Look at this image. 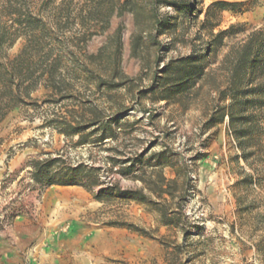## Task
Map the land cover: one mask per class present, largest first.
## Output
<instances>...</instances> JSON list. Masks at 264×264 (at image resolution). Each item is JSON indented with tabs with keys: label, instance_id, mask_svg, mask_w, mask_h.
<instances>
[{
	"label": "rangeland",
	"instance_id": "obj_1",
	"mask_svg": "<svg viewBox=\"0 0 264 264\" xmlns=\"http://www.w3.org/2000/svg\"><path fill=\"white\" fill-rule=\"evenodd\" d=\"M28 2L62 41V50H72L103 77L112 66L109 37L122 26L121 70L129 81L111 92L113 108L107 112L118 117L117 137L101 145H77L78 135L66 136L49 122L65 115L72 102H51L58 95L48 97L51 91L42 85L0 119V264H264V95L261 107L248 108L258 126L242 147L227 116L210 122L215 105L229 103L219 102L210 87H224L226 53L261 31L264 59V0H158L154 10L152 0H132L133 12L123 0H104L95 15L87 14V0H71V17L60 25L53 8L70 0ZM153 16L163 25L156 26ZM229 29L221 46L209 33ZM83 34L87 43L76 47L72 39ZM134 36L141 39L132 53ZM23 43L17 39L4 59H12ZM106 46L100 62L85 58ZM192 52L209 62L196 97L171 103L142 94L166 63ZM67 78L72 95L109 107L94 83ZM118 104L123 110L116 112ZM55 158L92 170L91 181L35 184L30 163ZM128 167L127 174L120 172ZM155 172L175 180L172 195L160 201L173 211L169 224L117 192L101 201L94 197L118 187L143 189L159 201L140 181L154 179Z\"/></svg>",
	"mask_w": 264,
	"mask_h": 264
},
{
	"label": "trees",
	"instance_id": "obj_2",
	"mask_svg": "<svg viewBox=\"0 0 264 264\" xmlns=\"http://www.w3.org/2000/svg\"><path fill=\"white\" fill-rule=\"evenodd\" d=\"M87 1L90 3L87 14L95 15L100 3L104 0ZM157 1L152 0L153 10ZM131 3L132 0H123L121 5H130L128 9L133 12L134 6ZM70 4L71 0L67 6H63L64 9L62 3L53 8L55 24H62V19L69 20L71 17ZM214 4L221 6V8L232 5L223 2ZM114 12L115 8H111L107 12L106 23ZM153 17L156 20V17ZM63 23L65 24V22ZM155 24L156 26L163 25L161 21L158 22L157 20ZM106 27L107 25L104 30ZM233 27L231 26V28ZM122 28L119 26L109 37V41L113 42L114 45L108 57L112 66L107 71V75L103 77L92 70L90 65L72 50L68 52L62 50V41L57 36L51 35L52 29L48 27L38 12L30 8L28 0H0V119L5 112L22 105L26 100H30V95L42 85L44 89L51 91L48 97L52 98L53 95H58V98L51 102H72L71 109L66 111L65 115L55 114L54 119L49 121L59 132L66 136L78 135L77 145L90 144V142L101 145L108 139H116L115 126L119 124V120L115 113H108L107 110L113 108L111 92L125 87L129 81V78L121 70ZM230 29L214 35L211 34V31L209 33L212 38L217 40L218 46H221L222 37ZM260 36L261 31L253 32L249 34L247 41L243 44L233 46L226 53L222 64L226 74L224 87L220 89L217 85L210 86L217 92L219 102L229 100L227 105H215L210 122L212 124L222 122L227 116L229 128L232 129L240 147H242L241 140L250 137L255 126H258L256 116L253 113L249 114L248 108L261 107V95H264V81L261 80L264 76V59L260 55V47L262 46ZM17 39L24 40L23 46L12 59H4L7 50L15 45ZM140 39V36L132 38V53L139 46ZM87 41L88 39L84 34L72 39L76 47L84 46ZM106 48L107 46L102 47L96 53L88 54L85 58L89 60L90 64L100 62ZM207 50L210 53L211 47H208ZM206 59L207 57L192 52L187 56L179 57L177 60L169 61L160 69V77L155 76L154 84L142 94H150L154 98L171 103L196 97L201 88V85L198 84L205 77L204 71L209 65ZM68 75L80 76L86 78L88 82L94 83L96 92L108 98L109 107L103 108L101 104H96L92 100L85 101L72 95V84L67 80ZM122 110L123 108L118 104L116 112ZM90 126L93 129L90 133L85 134L83 130ZM93 135L96 136L91 140L90 137ZM30 166L32 168L31 177L35 184L78 185L90 182L93 177L92 170H88L80 164L70 167L63 164L60 158L51 161H32ZM130 169L131 167L121 169L120 172L127 174ZM140 179L144 184V189L146 188L159 201L151 200L143 189L122 191L118 187H110L107 191L101 190L94 197L101 201L105 197L109 198L110 193L117 192L116 194L122 199H130L141 206L151 207L158 213L163 223L169 224L171 221L168 218L170 217L168 214L170 209L160 201H165L164 194L172 195L171 188L175 184V180L167 179L161 172H155L154 179L150 177L145 180ZM109 225L124 226L115 222ZM136 231L140 230L137 229Z\"/></svg>",
	"mask_w": 264,
	"mask_h": 264
}]
</instances>
